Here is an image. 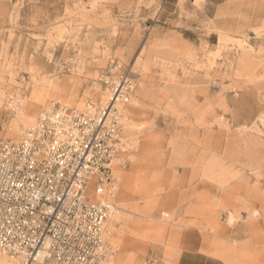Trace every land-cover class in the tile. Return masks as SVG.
Returning a JSON list of instances; mask_svg holds the SVG:
<instances>
[{
	"label": "rangeland",
	"instance_id": "obj_1",
	"mask_svg": "<svg viewBox=\"0 0 264 264\" xmlns=\"http://www.w3.org/2000/svg\"><path fill=\"white\" fill-rule=\"evenodd\" d=\"M121 75L112 264H264V0H0V138Z\"/></svg>",
	"mask_w": 264,
	"mask_h": 264
},
{
	"label": "built area",
	"instance_id": "obj_2",
	"mask_svg": "<svg viewBox=\"0 0 264 264\" xmlns=\"http://www.w3.org/2000/svg\"><path fill=\"white\" fill-rule=\"evenodd\" d=\"M132 89L121 75L105 106L84 112L55 102L17 139L0 138V255L17 264L111 263L104 233L125 145L117 105L131 102Z\"/></svg>",
	"mask_w": 264,
	"mask_h": 264
},
{
	"label": "crops",
	"instance_id": "obj_3",
	"mask_svg": "<svg viewBox=\"0 0 264 264\" xmlns=\"http://www.w3.org/2000/svg\"><path fill=\"white\" fill-rule=\"evenodd\" d=\"M176 264H225L217 256L205 254L197 249H184L176 260Z\"/></svg>",
	"mask_w": 264,
	"mask_h": 264
},
{
	"label": "bare ground",
	"instance_id": "obj_4",
	"mask_svg": "<svg viewBox=\"0 0 264 264\" xmlns=\"http://www.w3.org/2000/svg\"><path fill=\"white\" fill-rule=\"evenodd\" d=\"M107 90V98L103 101V102H101V103H99L100 104V107H103V106H105L109 101H110V99L112 98L111 97V91L110 90H108V89H106ZM117 107H118V110L119 111H121V113H123L124 111H125V109H123L122 108V106L120 105V104H118L117 105ZM16 108H17V110L20 108V106H16ZM15 109V107L13 108V110ZM24 115V114H23ZM124 115V114H123ZM19 116V115H18ZM21 117V116H20ZM34 121H32L28 126H30L32 123H33ZM118 212H119V210H118ZM4 256V255H3ZM113 256V255H112ZM6 257V258H5ZM4 258L5 259H3V263L1 262L0 264H17L16 263V261L14 260V259H12V258H9V257H7V256H5ZM110 264H112V257H111V263Z\"/></svg>",
	"mask_w": 264,
	"mask_h": 264
}]
</instances>
